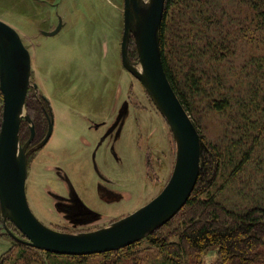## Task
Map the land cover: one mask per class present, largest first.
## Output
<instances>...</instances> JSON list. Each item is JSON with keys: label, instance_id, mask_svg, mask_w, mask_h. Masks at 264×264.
Returning <instances> with one entry per match:
<instances>
[{"label": "rangeland", "instance_id": "rangeland-1", "mask_svg": "<svg viewBox=\"0 0 264 264\" xmlns=\"http://www.w3.org/2000/svg\"><path fill=\"white\" fill-rule=\"evenodd\" d=\"M223 3L233 14L241 11L244 16L248 11L242 0H224ZM173 11L178 14L177 8ZM0 19L19 31L31 53V84L37 83L39 91L36 94L35 89L30 88L26 99L34 100L35 95L46 96L56 115L54 136L46 149L32 158L34 162L27 179L26 194L35 217L49 229L68 234H85L107 228L152 202L172 178L176 167L177 144L167 120L143 84L124 68V0H0ZM235 19L230 20L229 30L231 39L236 38L233 43V61L231 64L228 61L222 63L224 65L221 67L225 69L231 66L238 68L242 62L256 55L261 56L263 51L260 43L263 35L258 32L256 25L252 27L250 19L240 20L238 15H235ZM228 23H223V27L227 28ZM57 30L59 32L56 35H50ZM225 33H228L226 29ZM128 49L131 61L137 63L138 49L133 35ZM189 102L191 112L188 114L204 140L216 146H226L224 117L216 114L204 97ZM3 106L0 90V129ZM128 110L131 117L121 126L123 136L120 141L119 136L111 147L107 143L97 144L102 131L107 132L108 136L112 133L114 136L121 134L113 119L122 111L123 120ZM68 111L74 113L72 121L81 120L82 123L77 122L78 126L75 122L71 123L66 115ZM101 117L107 122L97 132L98 139L94 134L92 139L88 132L93 133L99 128L95 127L98 125L92 120ZM81 138L88 142L84 145ZM85 146L90 147V151L99 149L100 158L97 161L101 173L105 171L104 191L112 193L107 196L111 202H102L103 206L96 192L98 178H101L95 165L93 167L90 158H87L91 152ZM260 149L258 154L264 155V148ZM49 150L55 155V158L51 157L53 160L48 157ZM54 166H59L62 172ZM255 169L256 166H249L247 172L232 181L229 190L224 193L218 190L217 198L235 211L260 203L264 205V174L256 175L255 171L253 179L260 177L253 181L250 172ZM56 174L62 178L59 180L61 182L56 180ZM248 177L251 178L247 181ZM222 182L220 180V184ZM64 184L76 192L75 197ZM183 210L179 213L183 214ZM176 223L177 218L172 223L174 225L161 233L168 237ZM8 230L24 239L11 221L8 220L5 225L0 207V264H49L43 253L39 254V260L27 256V260L19 259L20 245ZM150 235L134 243L130 253L122 252L132 254L126 263L139 258L147 264H155L161 259L158 249L152 248L148 242ZM175 241L176 237H169V243ZM118 253L120 251L110 253L109 259L102 254L91 255L86 263L113 264L111 260L121 255ZM217 259V251H210L203 256V263L215 264Z\"/></svg>", "mask_w": 264, "mask_h": 264}, {"label": "trees", "instance_id": "trees-1", "mask_svg": "<svg viewBox=\"0 0 264 264\" xmlns=\"http://www.w3.org/2000/svg\"><path fill=\"white\" fill-rule=\"evenodd\" d=\"M223 1L167 0L161 48L169 82L188 112H191L189 101L204 97L210 102L211 109L224 117L226 146L208 143L200 135L205 165L196 189L184 207L185 212L148 237L150 246L161 254L155 264H204L203 256L215 250L218 257L215 264H264V205L260 203L235 211L216 196L218 190L223 193L229 190L232 181L247 172L251 165L256 166L250 172L251 179L255 171L256 175L264 174V155L258 154L260 148H264V0H242L249 12L244 16L241 11L233 14L227 10ZM235 15L240 20L250 19L252 27L256 25L263 35L260 39L263 51L261 56L242 62L238 68L225 69L221 67L222 63L233 61L236 38L231 39L229 30L230 20H237ZM226 21H229L227 28L223 27ZM176 218L175 229L168 237L164 236L161 232L174 225ZM172 236L176 241L169 243ZM18 244L21 248L19 259L27 256L39 260V254L43 253L49 264H87L91 257L60 256ZM131 246L121 249L118 253L121 255L111 262L147 264L139 258L126 263L132 254L122 252L133 251L134 246ZM110 253L113 252L102 255L109 259Z\"/></svg>", "mask_w": 264, "mask_h": 264}, {"label": "water", "instance_id": "water-1", "mask_svg": "<svg viewBox=\"0 0 264 264\" xmlns=\"http://www.w3.org/2000/svg\"><path fill=\"white\" fill-rule=\"evenodd\" d=\"M125 26L122 43L124 68L145 87L161 115L167 120L177 144L176 167L164 190L143 208L107 228L85 234L49 229L36 218L26 194L28 153L21 147L22 120L31 122L26 98L31 84V53L18 30L0 19V90L4 101L0 129V207L24 239L8 230L12 238L49 254L86 256L120 251L166 225L190 201L205 163L202 140L188 111L169 82L164 69L161 30L167 0H124ZM59 32L53 31L50 35ZM48 35V33H44ZM135 37L138 62L131 61L128 45ZM51 124L43 147L52 136ZM34 137V126L31 128Z\"/></svg>", "mask_w": 264, "mask_h": 264}, {"label": "flooded vegetation", "instance_id": "flooded-vegetation-1", "mask_svg": "<svg viewBox=\"0 0 264 264\" xmlns=\"http://www.w3.org/2000/svg\"><path fill=\"white\" fill-rule=\"evenodd\" d=\"M35 84H37V83H35ZM37 86H38V84H37ZM35 91H36V94H37L39 90L37 91L35 89ZM34 100H36V101H34ZM34 100H29V99L27 100L26 99V101L29 102L28 103L29 106L28 105H26V106H28V109H29L28 112H29V116H30L31 122H29L27 120H23L22 121V123H21L22 125H21V128H20V135H19L20 136L21 147L22 148L25 147L26 148V152L29 155L28 156V159H29V161H28V171L31 169L30 166H32V162H34L32 158L37 153H40L41 151L45 150L47 145L52 140V138L54 136L53 134H54V131H55V128H56V125H57V123H56V115L54 114V111L52 110L51 101L46 96H44V97L41 96L40 97L39 95H35L34 96ZM121 113H122V111L121 112L119 111L118 114L116 115V117L113 119L114 123L116 122L115 123V127L117 126L116 127L117 131L120 132L121 134L118 133V134H116L114 136V134L112 133L111 135L108 136L107 132L104 133L102 131V134L99 133V130H102V128H100V127L103 126L104 123L107 122L106 120H104V117H101L102 119L100 118L98 120H94V119L92 120V122H95L98 125V126H95V127H99V128H97L96 131H94L93 133L92 132H88V133H90V138H92V139L94 138L92 134H94V136L97 138L96 135H98V133H99V141L97 142V144L98 143H102V144L107 143L110 147L112 146V142L116 140V137L118 138L120 136L119 139H118V141H120L121 136H123V132L121 130V126H122L123 122L125 123L126 120L131 117L130 116L131 113L128 110L127 115L122 120ZM123 113H124V110H123ZM73 114H74L73 111H68V114H66V115H68V120L71 119V121H70L71 123L75 122L74 124H76L78 126L77 122H81V120L80 121L79 120L72 121L73 120V117H72ZM109 115H111V114H108L107 116H109ZM51 124L53 125V130H52V134H51L52 136L49 138V140L46 142V144L43 147L37 149L38 145H40L46 139V137L48 136L47 134L49 132V128H50ZM32 126H34V137L33 138H32V131H31ZM79 127H81V125ZM74 134L76 135V137H78V134H76V132ZM112 136H114L115 138H112ZM106 138H107V140H106ZM81 141H83L84 145H85L86 142H88V140L85 139V138H83V139L81 138ZM87 149L89 150V153L90 152L91 153L88 154L89 157H87V156L86 157L90 158V160L92 162V166L94 167V165H95L97 174L101 178V179L98 178L99 183H98V188L96 189V192L98 194V200H100L101 203L102 202L109 203V202H111V199L109 197H107V196L111 195L112 193H110L109 191H104V180L106 181V179L104 178L105 171L102 170L104 172L101 173V170H99V168H98L99 165H98L97 159L100 158L99 149L95 148V150H93V151H90V147L87 148ZM52 152L53 151H50V150L48 152L49 153L48 157L50 156L49 158L51 160H53L52 158H55V155ZM115 158L117 159V157H115ZM54 167H56L57 169L60 168L59 166H54ZM60 172H62V171L60 170ZM55 176L58 178V179H56L57 181L62 179V178L60 179V177H58L59 175H57V174ZM59 182H61V181H59ZM26 183H27V181H26ZM64 186L66 188H68V190L70 189L71 192L73 193V195H74V193L76 194V192H74L72 188L66 186L65 184H64ZM26 188H27V186H26ZM74 197H75V195H74ZM76 199L79 200L77 195H76ZM100 205L103 206V203L100 204ZM94 211H91V212L95 215Z\"/></svg>", "mask_w": 264, "mask_h": 264}, {"label": "bare ground", "instance_id": "bare-ground-1", "mask_svg": "<svg viewBox=\"0 0 264 264\" xmlns=\"http://www.w3.org/2000/svg\"><path fill=\"white\" fill-rule=\"evenodd\" d=\"M121 251V250H120Z\"/></svg>", "mask_w": 264, "mask_h": 264}]
</instances>
